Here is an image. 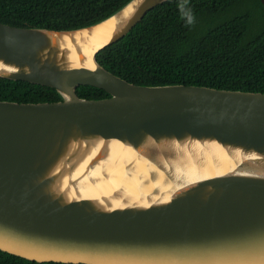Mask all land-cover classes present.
Here are the masks:
<instances>
[{
    "label": "water",
    "instance_id": "water-1",
    "mask_svg": "<svg viewBox=\"0 0 264 264\" xmlns=\"http://www.w3.org/2000/svg\"><path fill=\"white\" fill-rule=\"evenodd\" d=\"M163 1L129 0L77 28L0 22V77L60 94L0 100V250L37 262L264 264V91L135 84L96 59ZM79 85L109 95L80 96ZM189 148L246 163L185 199L126 179Z\"/></svg>",
    "mask_w": 264,
    "mask_h": 264
},
{
    "label": "trees",
    "instance_id": "trees-1",
    "mask_svg": "<svg viewBox=\"0 0 264 264\" xmlns=\"http://www.w3.org/2000/svg\"><path fill=\"white\" fill-rule=\"evenodd\" d=\"M129 0H0V22L55 29L77 28L110 15ZM179 0H165L124 36L96 53L97 61L129 82L143 85L194 84L264 91V9L261 0H188L195 16L186 25ZM80 96L109 94L79 85ZM55 88L0 77V100H55ZM0 264L37 262L0 250ZM84 264V263H77Z\"/></svg>",
    "mask_w": 264,
    "mask_h": 264
},
{
    "label": "bare ground",
    "instance_id": "bare-ground-1",
    "mask_svg": "<svg viewBox=\"0 0 264 264\" xmlns=\"http://www.w3.org/2000/svg\"><path fill=\"white\" fill-rule=\"evenodd\" d=\"M0 70L8 69L0 67ZM245 163L241 158L197 148L178 153L173 150L138 171L132 170L126 179L137 192L185 199L206 178L239 169Z\"/></svg>",
    "mask_w": 264,
    "mask_h": 264
},
{
    "label": "clouds",
    "instance_id": "clouds-1",
    "mask_svg": "<svg viewBox=\"0 0 264 264\" xmlns=\"http://www.w3.org/2000/svg\"><path fill=\"white\" fill-rule=\"evenodd\" d=\"M180 18L185 21L186 25H193L195 23V16L191 7H189L188 0H179L177 4Z\"/></svg>",
    "mask_w": 264,
    "mask_h": 264
}]
</instances>
